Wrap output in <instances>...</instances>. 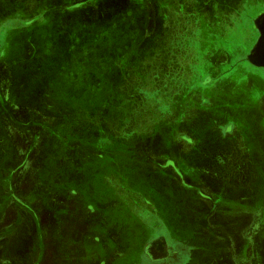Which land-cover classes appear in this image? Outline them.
Here are the masks:
<instances>
[{
	"label": "rangeland",
	"instance_id": "obj_1",
	"mask_svg": "<svg viewBox=\"0 0 264 264\" xmlns=\"http://www.w3.org/2000/svg\"><path fill=\"white\" fill-rule=\"evenodd\" d=\"M262 12L264 0H0V264H182L198 249L264 264V193L249 211L232 204L217 239L187 232L167 251V223L208 225L148 177L153 160L168 168L186 151L182 139L192 158L198 141L211 152L209 111L221 121L261 88L247 76L264 77L248 59ZM235 208L253 225L230 232Z\"/></svg>",
	"mask_w": 264,
	"mask_h": 264
},
{
	"label": "crops",
	"instance_id": "obj_2",
	"mask_svg": "<svg viewBox=\"0 0 264 264\" xmlns=\"http://www.w3.org/2000/svg\"><path fill=\"white\" fill-rule=\"evenodd\" d=\"M37 24L38 23L33 22L25 26H19V28H10L7 30L6 35H11L16 32L18 34H24L27 30L30 31L33 29ZM1 50L2 49H0V51ZM247 79L254 83L253 89L259 88L258 85L261 87L260 89L251 91V100H249L248 105H241L242 107H240V105L239 107L229 106L230 109L224 112L227 116L225 114V117L222 119L223 121L214 120L215 116H219L217 112L219 107L213 108L214 111H209L214 115L213 121L210 122V126L218 133V138H220L211 142V147L209 145L211 152H206L205 149L201 151L200 146L198 147V141L197 149L200 154L197 158H192L190 156V147L192 145L191 142L194 141L191 139L186 140V138L182 139V142H179L183 148L187 147L186 151L184 149H179L177 152L179 158L176 159L173 156L175 158L173 160L175 161L174 164H170V167L165 168L161 166L158 160L152 161L156 163V168L153 170V174H149L148 177H151L155 182L156 179L157 181L159 180L158 185L161 189L160 194L163 196L164 201H172L173 206L179 208V210H181L182 206H188L186 208H189V206L191 207L192 205V207H195L193 210H196L195 212L199 215V217L196 218L204 219V222H207L208 225L205 233L199 234L194 229V227L196 229L200 228L199 223H197L195 219L192 220V222H187L185 220L183 222L181 220L182 223L176 227L177 229L174 226V228H171L170 224L167 223L168 228L165 229L168 231L166 233L168 238L167 249L170 251L173 250L171 247H174L175 244L190 242V238L186 234L187 232H192L194 236L197 235V240H201L202 242L209 239L211 233V236L217 239V231L223 232L221 226H223L224 219L221 217L223 215H229L232 204L236 205L239 203L244 210L249 211L250 207L253 209V204H249V195H252L253 202V195L256 192L264 193V105L262 104V99H260L261 94L264 97V77L258 78L250 75L249 77L247 76ZM249 103L254 105L253 108H249ZM205 113L204 116L206 117L209 113ZM251 119H256V122L253 123L254 127H249V121ZM184 126L186 127L185 123ZM225 129L227 130L225 131ZM167 144L168 147L174 145L173 142ZM156 145L158 146V144ZM120 146H122V144H120ZM213 155L216 157H213ZM176 160H178L180 164H178ZM256 167L258 168L257 171ZM256 179H258V181H256ZM259 179H262L260 181L262 186H260ZM153 202L154 201H151V203ZM232 212L233 214L230 215V217H236V220L227 224L228 227H230V232L234 228L239 227L240 222L241 225H253V217L249 221L250 215L248 212L246 221L242 218L240 219L241 216L237 208ZM158 215L159 213H157V215L154 214V225L163 224V220H161V217H158ZM179 216H181V213H179ZM13 232L14 225L7 228V236L10 234V237L5 240L6 243H10L15 239L11 237ZM237 233L238 230L235 236H230L235 239L238 237ZM248 236L249 234L243 238H247L248 240ZM9 247H7L6 251L9 250ZM195 251L198 255H183L185 260L182 264H194L192 258L195 257L201 258L199 264H210L213 258H219L218 260L220 261L223 257L231 258L230 264H234V259H238L246 253V251L241 253L237 251V253H234L233 250H231L229 254H221L219 251H216L215 253L212 252L210 255L211 257L208 258V256H205V253L201 252L202 250L198 249ZM202 254H204V256ZM5 255L10 256L13 254L11 252H6ZM170 255L171 254L168 253V256ZM246 257H249L248 252L246 253ZM203 260L204 262H202ZM223 262L224 261H220L217 264H228V262Z\"/></svg>",
	"mask_w": 264,
	"mask_h": 264
},
{
	"label": "water",
	"instance_id": "obj_3",
	"mask_svg": "<svg viewBox=\"0 0 264 264\" xmlns=\"http://www.w3.org/2000/svg\"><path fill=\"white\" fill-rule=\"evenodd\" d=\"M259 31V38L248 55L249 61L258 67H264V12L259 14L254 20Z\"/></svg>",
	"mask_w": 264,
	"mask_h": 264
},
{
	"label": "flooded vegetation",
	"instance_id": "obj_4",
	"mask_svg": "<svg viewBox=\"0 0 264 264\" xmlns=\"http://www.w3.org/2000/svg\"><path fill=\"white\" fill-rule=\"evenodd\" d=\"M165 248H166V250L168 251V249H167V248H168V246H167V247H165ZM165 252H166V251H165Z\"/></svg>",
	"mask_w": 264,
	"mask_h": 264
}]
</instances>
